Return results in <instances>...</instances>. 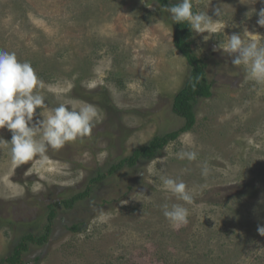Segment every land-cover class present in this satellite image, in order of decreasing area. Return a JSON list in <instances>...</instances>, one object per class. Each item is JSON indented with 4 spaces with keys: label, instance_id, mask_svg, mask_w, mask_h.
Returning <instances> with one entry per match:
<instances>
[{
    "label": "rangeland",
    "instance_id": "rangeland-1",
    "mask_svg": "<svg viewBox=\"0 0 264 264\" xmlns=\"http://www.w3.org/2000/svg\"><path fill=\"white\" fill-rule=\"evenodd\" d=\"M192 2L212 19L191 36L212 91L194 103V126L152 160L96 182L72 208L59 203L47 242L31 244L23 264H264L257 231L264 226V82L222 50L233 34L264 47L256 14L264 0ZM161 8L148 0H0V50L30 62L44 84L47 108L35 110L33 124L60 104L93 105L99 113L90 137L49 148L46 158L17 167L0 147V258L22 234L42 233L48 204L183 125L172 101L190 67ZM11 136L0 129L3 140ZM182 150L196 151L197 159H178ZM164 177L182 180L193 202L177 200ZM164 204L187 207V225L173 228ZM76 223L79 232L69 229Z\"/></svg>",
    "mask_w": 264,
    "mask_h": 264
},
{
    "label": "clouds",
    "instance_id": "clouds-1",
    "mask_svg": "<svg viewBox=\"0 0 264 264\" xmlns=\"http://www.w3.org/2000/svg\"><path fill=\"white\" fill-rule=\"evenodd\" d=\"M161 10L170 14L173 23L187 22L190 30L196 33L205 32L212 23L207 12L193 11L192 0H179L178 3L162 7ZM221 14V9L215 11L216 16ZM256 14L257 24L264 27V8ZM222 50L229 56L235 54L233 65H248L251 79L258 83L264 82V47L241 35L233 34L227 36ZM43 87V81L38 78L30 62L21 63L15 52L0 50V129L7 128L12 133L10 141L0 138V147L9 148L12 163L17 167L38 155L46 158L45 153L49 148L59 150L68 142L90 137L94 122L99 119L98 110L93 105H85L75 110L60 104L49 110L47 118L33 124L35 110L47 108L45 96L40 91ZM177 158L194 161L197 159V152L182 150L177 153ZM201 174H208L206 166L202 168ZM162 179L164 188L177 200L185 204L193 202V197L182 180L168 177ZM161 207L163 216L173 228L179 229L187 225L189 209L183 204H172L171 207L164 204ZM257 231L264 236V226H259Z\"/></svg>",
    "mask_w": 264,
    "mask_h": 264
},
{
    "label": "trees",
    "instance_id": "trees-1",
    "mask_svg": "<svg viewBox=\"0 0 264 264\" xmlns=\"http://www.w3.org/2000/svg\"><path fill=\"white\" fill-rule=\"evenodd\" d=\"M156 2L162 7L170 6L178 2L170 0H148ZM193 3V2H192ZM193 11L197 12L194 4ZM192 30L187 22L173 23V43L176 49L185 57L190 70L183 86L175 93L172 101V111L183 118L184 123L179 129L154 135L148 142L136 147L130 155L121 158L117 163L112 164L106 172L97 171L96 175L89 178L85 188L74 195L59 202L50 203L46 206V222L43 225L42 233H24L18 238L9 254L0 258V264H23V253L29 250L30 245H42L47 242L52 224L56 215V206L61 203L65 208H72L75 202L86 199L91 187L98 181L103 180L107 175L114 173L124 165L133 167L140 159L152 160L167 143L177 139L183 132L189 131L195 124L194 103L199 98L212 96L211 84L208 82L205 73L206 63L192 49ZM197 77L199 81L197 82ZM73 232L81 230V224H73L69 227Z\"/></svg>",
    "mask_w": 264,
    "mask_h": 264
},
{
    "label": "water",
    "instance_id": "water-1",
    "mask_svg": "<svg viewBox=\"0 0 264 264\" xmlns=\"http://www.w3.org/2000/svg\"><path fill=\"white\" fill-rule=\"evenodd\" d=\"M192 47V46H191Z\"/></svg>",
    "mask_w": 264,
    "mask_h": 264
}]
</instances>
